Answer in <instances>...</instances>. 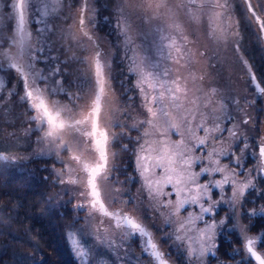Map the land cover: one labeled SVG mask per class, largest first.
<instances>
[{
	"label": "rangeland",
	"instance_id": "rangeland-1",
	"mask_svg": "<svg viewBox=\"0 0 264 264\" xmlns=\"http://www.w3.org/2000/svg\"><path fill=\"white\" fill-rule=\"evenodd\" d=\"M72 1L32 0L37 11L42 12L46 8L48 15H37L35 11L32 13V19L29 22V28L33 33L31 48L43 47L44 52H48V43L54 42L52 39L58 36L59 40L54 46L67 48L70 50L68 53L73 57L67 62L69 67L59 72L71 79L72 86L67 92L81 96L88 93L87 81L83 80V76L92 67V57L95 51L99 49L102 56L107 53L105 70L110 72L113 78L106 83V96L102 104L100 125L110 134L127 132L132 138L129 140L121 137L118 142L109 144V166H115L113 177L119 180V183H116L115 179H110L101 185L111 197L109 195L104 197L109 210H122L142 220L149 227L159 248L165 253L169 264H218L215 254L211 252L206 253L203 258L199 256L201 247L207 246L204 230L207 225L213 223L217 225L212 240L214 245L219 238L218 234L222 236L227 234L229 238V232L234 231L240 238L239 229L236 227L237 222L247 230L250 236L264 233L261 229L258 231L256 226L258 219L261 218V221H264V214L251 218L247 215L253 210L251 202L255 201L254 196L260 195L258 192H264V180L255 173V170L262 166L257 145L264 144V94L254 90L249 71L255 74L256 70L252 67V59L244 53L246 48L242 49L240 42L242 38L248 40L245 37L246 31L248 33L252 31L262 53L264 47L263 41L259 38V31L253 27V22L247 21L244 2L227 0L229 7L224 9L213 7L207 0H195L194 3L193 0H87L85 11L81 13L84 0H78V2L74 0L77 2L74 10L70 7L73 4ZM250 1L260 18L264 19V0ZM162 3L166 7H161ZM219 3H225V0H219ZM142 5L146 6L144 7L146 15L140 17L135 14V11ZM121 8H123L122 12ZM129 12L133 13L131 19H129ZM68 14H71L72 19L65 26L64 22ZM105 14L107 16H104ZM81 15L84 16L87 25L83 29L79 24ZM12 17L10 0H0V43L4 45L2 50L16 53L18 49L8 43L13 35L12 23H10ZM117 21H119V27ZM46 25L56 34L52 35L46 30ZM85 31L92 36V40L88 41L84 38L81 43L82 32ZM173 42H175V47L186 50L184 56L179 58V63L170 58V54L171 57H177L175 47H169ZM84 57L88 58V62H79V58ZM27 61L28 55L25 54L22 62ZM165 69L171 70L167 77L161 75ZM9 73L13 75L12 79ZM142 73H152L166 81L179 78L182 90L177 94L178 101L173 103L167 99V93L165 96L166 106L173 123L180 125V135L161 127L162 121L157 122L159 131L157 128L140 124L148 118L142 97L145 94L149 96L156 94L141 79ZM257 75L256 73L255 76L259 80ZM54 77L56 74L53 75ZM128 77L132 81L130 85H128ZM0 80L4 81V85H0V96L3 97L0 99V106H2L4 102L11 101V95L17 89V85H20V81L13 70L3 66V62H0ZM149 81L154 83L150 77ZM8 83H11V88L6 87ZM137 83L144 88V92H137L135 88ZM49 85H51V80ZM63 92L58 91L54 95L46 94V100L48 102L59 101L62 108H71L76 113L75 118L79 119L84 113L77 109L76 105L84 106L85 100L78 99L73 102L72 96H66ZM22 95L23 90L20 85L19 97ZM21 101L23 107H26L27 114L23 115L19 121L13 119L11 128L15 129L17 126L14 136L22 134L30 137H26L29 141V152L15 155L0 154L10 157L8 160L0 159V162L27 165L38 162V159L51 158L54 165L51 169L52 188L48 201L57 210L69 208L76 213L72 217V227L65 232V235L69 231H75L85 250L91 253L84 264H141V262L149 264L150 258L142 255L141 243L135 236L122 238L121 229L116 228L115 220L88 207L89 200L80 195V192L84 190L81 185L58 182L61 178L68 179L67 168H75L76 171L71 175L83 178L85 174L80 171V165L71 160L70 156L80 155L82 160H91L95 156L92 149L84 151L74 149L72 152L59 150L55 142L43 139L44 131L37 130V124L31 120L34 113L29 108V102ZM125 112L130 113L131 118L125 115ZM183 117H187V122ZM62 119L71 123L67 116ZM245 119L248 120L246 124L242 123ZM116 122L123 123L125 127H114ZM134 123L139 125V131L130 127ZM201 124L210 131L200 130ZM217 124L224 129H234L237 135L232 137L228 131H225L219 140L213 139L220 135L215 131ZM144 132H148L149 135L144 136ZM160 132L165 133L164 137L160 136ZM137 137H142L139 144ZM63 138L69 141L71 132L64 134ZM162 138L170 141L183 139L184 144L191 150L190 154L194 157H206L204 149L195 147L198 143L197 138H206L208 144L205 147L208 152H211L213 148L221 152H234L235 156L243 162L244 171L242 172L239 168H233L231 160L223 156H213V159L219 160L220 166L227 165L228 167L223 174L200 176L198 178L200 184L207 183L209 180H221L224 175L229 174L230 170H234L241 173L235 177L237 181H246L249 178V172H252L250 178L255 188L248 189L243 197L237 192L234 206L230 203L233 189L228 184H225L222 189H213L212 199L220 200L222 193L224 202L215 210L214 216L203 214V220L196 219V216L200 214L198 205H185L173 215L177 201L185 198L188 195L187 191L179 197L167 195L172 191V187L166 181L162 188L164 195L152 198L147 191L146 178L153 181L163 179L161 170L154 168L156 158L160 154L158 141ZM241 138L244 142H241ZM245 143L248 145L247 149H245ZM116 144L120 149H122L121 144L127 145L128 150H124L122 155L129 152L131 147L133 148L134 175L130 174L131 172L126 173L129 183L126 182L127 178L124 176V167L121 163L118 164ZM141 144H143V151L140 148ZM111 153H115V157H112ZM137 155L146 157L141 161V166L136 163ZM143 166H147L150 170L141 176ZM204 166H209L207 160ZM174 167L177 172L181 169L179 162ZM116 169L117 172H115ZM192 171L199 173L200 164H193ZM58 173H63V177L58 176ZM176 180L177 176L173 174V181ZM131 181L137 182L132 185ZM152 187L155 190L157 185L153 184ZM258 201L261 200L257 199ZM79 204H83L84 207H77ZM261 207L264 205L260 204L258 212ZM189 213H192L193 222L188 219ZM233 213L235 218H233ZM220 220H225L224 225L219 224ZM180 222L184 223V229L179 227ZM169 234H173L171 239L168 238ZM175 235H180L183 239L177 241ZM66 244L76 264H82L74 254L67 237ZM237 247L242 248L241 240ZM214 253H216V247ZM243 255L241 252V258ZM152 264H156V261L153 260ZM220 264L224 263L220 262Z\"/></svg>",
	"mask_w": 264,
	"mask_h": 264
},
{
	"label": "snow or ice",
	"instance_id": "snow-or-ice-1",
	"mask_svg": "<svg viewBox=\"0 0 264 264\" xmlns=\"http://www.w3.org/2000/svg\"><path fill=\"white\" fill-rule=\"evenodd\" d=\"M194 2L195 0H193V3ZM207 2L213 7L224 9L229 7L227 0H225V3L223 4H220L219 0H207ZM86 3L87 0H84L81 5V13L85 11ZM245 3L247 12L251 16L249 23L255 20L258 22V27L261 30H264V19L260 18L249 0H245ZM10 4L13 12L12 21H10V23H12L11 31L13 35L8 43L10 46H15L18 51L16 53L3 51L2 49L4 45L3 43H0V62H3V66L13 70L16 78L20 81L23 95L19 98L25 102H29V108L34 113L31 117L32 122L37 124V130L44 131L43 139L52 140L61 151L72 152L74 149L84 151L91 148L95 153L94 158L91 160H82L80 155H71L70 159L76 161L77 164L80 165V171H82L85 176L83 178H77L71 175L76 169L67 168L66 171L69 172L68 179L65 180L61 178L58 182L61 184L67 183L81 185L84 190L80 192V195L89 200L88 207L93 211L102 213L104 216L115 220L116 228L121 229L122 238L126 239L127 237L135 236L141 243L142 255L150 258L149 264H152L153 260L157 261L158 264H169V260L165 258V253L159 248L149 230V227L143 223L142 220L134 218L133 216L124 213L122 210L110 211L109 207L105 204L104 197L105 195H109L110 197V194L106 193L101 185L110 179H115L116 183H119V180L113 177L115 166H109V144L111 142H118L121 137H126L129 140L132 139L127 132L110 134L107 129L102 128L100 125L102 104L106 96V83L113 78L111 73L105 70L107 68V60L105 59L107 53L102 56L99 49L95 51L92 57V67H90L88 72L83 76V80L87 81L88 86V93H85V95L70 94L65 91L62 86L59 88L51 87L49 81L51 80L53 84L57 83L56 80H53V75L57 74L59 69L54 67L52 72H45L36 67V64L38 63L46 64L47 57L40 58L45 51V48H31L33 33L29 28V22L32 19V13L34 11L37 15L43 16H47L48 11L46 8L42 12L37 11L32 0H10ZM144 7L146 6L142 5L138 8L135 11V14L140 17L146 15ZM161 7L166 6L162 3ZM122 11L123 8H121V12ZM128 15L129 19H131L133 13L129 12ZM88 23H92V21H88ZM79 24L82 29L87 26L83 15H81L79 19ZM117 26L119 27V21H117ZM45 29L51 32L52 35L56 34L55 31L48 28L47 25L45 26ZM37 35H39V33H37ZM84 38L88 41L92 40V36L86 31L82 32L81 43H83ZM169 47H175V42L169 45ZM175 51L177 57H171L170 54V58L179 63V58L184 56L186 50L180 47H175ZM25 54L28 55V61L23 63L22 60ZM79 62L87 63L88 58H79ZM130 71H134V69H130ZM170 73V69H165L161 75L167 77ZM249 76L251 77V83L254 90L264 94V86H262L264 85V81L257 80L255 74L251 71H249ZM149 77L154 83L149 81ZM141 79L145 82L147 87L151 88L156 94L151 96L145 94L142 97V103L146 110L145 114L148 118L141 121L140 124L157 128V122L162 121L161 127H165L168 131H173L180 135V125L173 123L168 107L166 106L165 96V93H167V99L173 103L178 101L179 97L177 94L182 90L179 78L166 81L161 79L158 75L142 73ZM0 85H4V81L0 80ZM41 85H44V87H41ZM6 87L11 88V83H8ZM77 87H80V85H77ZM135 88L137 92H144V88H142L139 83L135 85ZM58 91H64L66 96H72L73 102L78 99L85 100L84 106L76 105L77 109L82 110L84 113L79 119L75 118L76 113L73 112L71 108H62L59 101L48 102L46 100V94L54 95ZM2 98L3 97L0 96V99ZM125 115L130 117V113L128 112H125ZM64 116H67L68 119L71 120V123L62 119ZM183 119L187 122V117H183ZM242 123L246 124L248 123V120L245 119ZM113 126L121 128L125 127V125L120 122H116ZM130 127L136 131L140 130L139 125L135 123ZM199 128L205 132L210 131L205 129L203 124H201ZM45 129H47V131H45ZM69 131L71 132V139L65 141L63 138L64 134ZM157 131H159V128H157ZM215 131L220 134L213 137V139L216 140H219L225 131H228L229 135L232 137L237 135L234 129H224L218 124L216 125ZM143 135L147 136L149 133L144 132ZM164 135V132H160L161 137H164ZM136 139L139 144L142 137H137ZM197 139L198 143L195 147L204 149L206 157L192 156L190 154L191 150L184 144L183 139L179 141H170L163 138L160 139L158 141L160 145V154L156 158L154 168L161 170L163 179L153 181L147 180L146 178V184L148 195L152 198L164 195L162 188L165 186V181L172 187V191L167 195H175L179 197L187 191L188 195L177 201L173 215L178 213L185 205H198V211L200 214L196 216V219L203 220V214L207 213L210 216H214L215 210L224 202L222 193L220 200L212 199L211 193L213 189H222L225 184H228L233 189L230 203L234 206L237 192L243 197L248 189L255 188V184L250 178L252 172H249V178L246 181H237L235 177L241 173H237L234 170H230L229 174L224 175L221 180H209L207 183L200 184L198 182L200 176H208L216 173L223 174L228 167L227 165L220 166L219 160L213 159V156H223L231 160L233 168H239L242 172L244 171V165L241 159L235 156L234 152H221L217 151L215 148H213L211 152H208L205 147L208 144V140L206 138ZM241 142H244L243 138H241ZM257 147L259 149L260 157H264V144L257 145ZM121 148L125 151L128 150L127 145L124 144H121ZM140 148L141 151H143V144H141ZM247 148L248 145L245 143V149ZM111 156L115 157V153H111ZM0 159L8 160L10 157L0 155ZM144 159H146V157L137 155V165L141 166V161ZM205 160H207L209 165L207 167L204 166ZM178 162L181 165L179 172H177L176 167H174ZM195 163H199L201 166V171L199 173H194L192 171V166ZM149 170L150 169L147 166H143L140 173L141 176H144V173ZM255 173L264 178V165L256 169ZM173 174H176L177 176L175 182L173 181ZM58 176L63 177V173H58ZM153 184L157 185L155 190L152 187ZM169 203H171V201H169ZM206 204L207 206H205ZM77 207H84V205L79 204ZM258 214H264V207H261L259 212L256 209H253L250 213H247L250 218ZM233 218H235L234 213ZM188 219L190 222H193L192 213L188 214ZM224 223L225 220L219 221L220 225H224ZM179 227L184 229V223L180 222ZM216 227L217 225L213 223L207 225L204 230V235L207 237V240L205 241L207 246L201 247L199 251V256L201 258L209 252L213 255L215 254L214 248L216 245L212 243V240ZM236 227L239 229L242 248L236 249L235 252L236 254H240L241 252L244 254L240 264H248L249 258L255 261V264H264V233L257 236H250L247 234V230L240 226L238 222ZM172 235L173 234H169L168 238L171 239ZM66 237L74 254L81 260L82 264H84V262L91 256V253L85 250L81 240L77 238V233L75 231H69L66 234ZM175 239L180 241L183 237L175 235ZM141 264H143V262H141Z\"/></svg>",
	"mask_w": 264,
	"mask_h": 264
},
{
	"label": "trees",
	"instance_id": "trees-1",
	"mask_svg": "<svg viewBox=\"0 0 264 264\" xmlns=\"http://www.w3.org/2000/svg\"><path fill=\"white\" fill-rule=\"evenodd\" d=\"M72 2L70 7L71 10H74L78 0ZM70 15L68 14L69 20L67 18L64 22L65 26L72 19ZM242 17L245 20L244 16ZM247 21H249L248 18ZM249 32L246 31L245 35L248 40L242 38L241 48H246L244 53L252 59V67L256 70L259 80L264 81V52H261L262 49L255 41L253 32ZM52 40L54 42L48 43V52L42 53L40 57L41 59L47 57V63L36 65L45 72H52L54 67L62 72L63 69L69 67L67 62L73 57L68 53L70 50L67 48L62 49L57 45L54 46L59 40L58 36H54ZM249 66L252 68L250 63ZM9 75L12 79L13 75L11 73ZM64 76L58 72L53 78L57 83L53 84L51 81V86H55L54 88L62 86L65 91H68L72 86L71 79L66 74ZM127 80L130 85L132 81L129 77ZM19 91L20 85H17V89L11 95V101L4 102L0 106V154L3 155L29 152V141L26 137H30L22 134L14 136L17 126L15 129L11 128L13 119L19 121L23 115L27 114L26 107H23V103L19 99ZM116 91L120 93V91ZM115 146L118 152L116 155L119 157L118 164L121 163L125 169L124 176L127 178V172L134 175L133 148L131 147L129 152L122 155L125 151L120 149L117 144ZM53 165L50 157L38 159V162L27 165L0 162V264H76V260L73 259L66 244L65 235V232L72 227V217L76 213L69 208L57 210L48 201L52 188L50 178ZM116 168L119 167L116 166ZM126 182L129 183V178L126 179ZM136 182L131 181L130 183L135 185ZM258 193L260 195L254 196L255 201L251 202L252 208L256 210L260 204L264 205V192ZM257 199L261 201L257 202ZM256 226L258 231L261 229L264 232V221H261V218L256 221ZM218 237L215 253V260L219 262L218 264L220 262L240 264L241 253L236 254L235 252L236 249H240L237 247L240 241L238 235L236 236L233 231V233L229 232V238L227 234L225 236L218 234ZM248 264H253L250 259Z\"/></svg>",
	"mask_w": 264,
	"mask_h": 264
},
{
	"label": "water",
	"instance_id": "water-1",
	"mask_svg": "<svg viewBox=\"0 0 264 264\" xmlns=\"http://www.w3.org/2000/svg\"><path fill=\"white\" fill-rule=\"evenodd\" d=\"M242 2H244V8L246 9V14L248 16V19L250 20V14L247 12V8H246V3H245V0H241ZM249 2L252 4V2L249 0ZM253 6V4H252ZM254 7V6H253ZM256 10V9H255ZM257 12V11H256ZM252 25L253 27H255V29H257L259 31V38L261 39V41H263V47H264V30H261L259 27H258V22H256L255 20L252 21ZM258 34V33H257ZM259 93V92H258ZM260 156V155H259ZM260 161H261V165H264V157H260ZM262 178V177H261ZM264 180V178H262ZM251 259V258H250ZM253 261V260H252ZM255 263V261H253ZM156 264H158V262L156 261Z\"/></svg>",
	"mask_w": 264,
	"mask_h": 264
},
{
	"label": "flooded vegetation",
	"instance_id": "flooded-vegetation-1",
	"mask_svg": "<svg viewBox=\"0 0 264 264\" xmlns=\"http://www.w3.org/2000/svg\"><path fill=\"white\" fill-rule=\"evenodd\" d=\"M70 43H72V42H70ZM245 160V159H244Z\"/></svg>",
	"mask_w": 264,
	"mask_h": 264
}]
</instances>
